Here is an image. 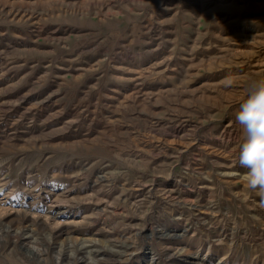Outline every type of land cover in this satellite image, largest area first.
<instances>
[{"label":"rangeland","instance_id":"rangeland-1","mask_svg":"<svg viewBox=\"0 0 264 264\" xmlns=\"http://www.w3.org/2000/svg\"><path fill=\"white\" fill-rule=\"evenodd\" d=\"M261 80L264 0H0V264H264Z\"/></svg>","mask_w":264,"mask_h":264},{"label":"clouds","instance_id":"clouds-1","mask_svg":"<svg viewBox=\"0 0 264 264\" xmlns=\"http://www.w3.org/2000/svg\"><path fill=\"white\" fill-rule=\"evenodd\" d=\"M234 83L231 77L224 81L226 87ZM236 120L244 135L238 164L247 170L243 180L246 187L259 197L257 206L264 210V80L255 82L240 105Z\"/></svg>","mask_w":264,"mask_h":264},{"label":"bare ground","instance_id":"bare-ground-1","mask_svg":"<svg viewBox=\"0 0 264 264\" xmlns=\"http://www.w3.org/2000/svg\"><path fill=\"white\" fill-rule=\"evenodd\" d=\"M13 205V204H12ZM32 205V204H31ZM26 206V205H25ZM50 206V205H49ZM27 208V207H26ZM32 208V207H31ZM30 209V208H29ZM9 210H11V209H9ZM52 212H55V210H52ZM56 214V213H55ZM55 219V218H54ZM35 240V239H34ZM27 243V242H26ZM29 244V243H28ZM31 245H33L32 243H31ZM28 246V245H27ZM91 246V245H90ZM97 248V247H96ZM85 249V248H84ZM91 249V248H90ZM88 251V250H87ZM96 252V251H95ZM106 253V252H105ZM97 254H98V251H97ZM107 254V253H106ZM60 255V254H59ZM74 256V255H73ZM72 256V257H73ZM98 256V255H97ZM65 257V256H64ZM85 257V256H84ZM58 258H60L59 256H58ZM69 258H71V257H69ZM68 260V259H67ZM83 260V259H82ZM72 261H74V260H72ZM75 262V261H74ZM85 263V262H84Z\"/></svg>","mask_w":264,"mask_h":264}]
</instances>
